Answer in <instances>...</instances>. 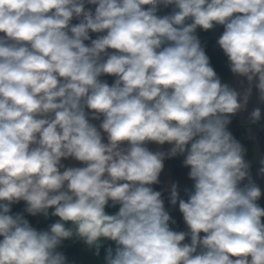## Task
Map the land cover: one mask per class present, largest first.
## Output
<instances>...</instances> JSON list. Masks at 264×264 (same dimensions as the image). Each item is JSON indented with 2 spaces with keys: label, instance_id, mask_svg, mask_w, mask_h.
<instances>
[{
  "label": "clouds",
  "instance_id": "clouds-1",
  "mask_svg": "<svg viewBox=\"0 0 264 264\" xmlns=\"http://www.w3.org/2000/svg\"><path fill=\"white\" fill-rule=\"evenodd\" d=\"M217 25L240 89L196 34ZM0 33V264H68L57 249L74 235L97 255L114 241L105 264H264L261 188L228 127L253 89L264 104V0H0ZM177 156L194 183L168 199L187 231L152 187ZM20 201L59 220L37 230L11 214Z\"/></svg>",
  "mask_w": 264,
  "mask_h": 264
},
{
  "label": "crops",
  "instance_id": "crops-1",
  "mask_svg": "<svg viewBox=\"0 0 264 264\" xmlns=\"http://www.w3.org/2000/svg\"><path fill=\"white\" fill-rule=\"evenodd\" d=\"M93 9L95 6L87 5ZM148 7V6H145ZM173 6L168 8H161L158 12V15H165L172 11ZM190 22V21H189ZM73 24L78 23L77 20L72 21ZM224 28L223 26L217 25L212 30L205 31L203 29H197L196 34L201 40V44L205 49L206 54L210 58V64L216 71L217 75L221 78L222 83H228L230 86L240 89L241 85L238 83V78L235 77L228 66V59L224 55L222 49H220L217 44V39L222 34ZM3 35V33H0ZM92 38H96L98 34L91 33ZM89 43V42H85ZM113 51V50H109ZM103 80H107L109 84L113 83L114 77L112 76H103ZM246 87V83L244 84ZM258 94L256 89H253L252 95L250 97L249 103L247 105V111L238 113L231 118V124L228 126L229 130L233 136L244 146L246 151L245 159L251 162V175L255 183L261 188L262 196L257 203L264 207V177L258 175V168L260 167L258 161L261 157H264V104H261L257 98ZM260 107L262 110V119L256 124H250L248 122V113L252 111L253 108ZM97 127H99L100 121H92ZM105 137V142H107L106 134H103ZM150 150H164L167 151L170 147L168 144L163 146H158L153 143L147 145ZM183 156H177L174 158L166 159L164 161V170L162 171L159 179L160 183L152 185L154 190L162 192V199L165 203V209L169 212L172 219L176 221V224H170V227L175 231H187V226L183 220V215L179 211L178 204L172 206L169 202V192L168 187L172 182L177 183L178 191L180 198L187 200V195L185 189H191L193 181L189 179L188 172L189 168L183 166ZM61 163L65 167H83L85 166L82 162L76 161L73 158L62 159ZM63 171V169H61ZM247 183V181L242 182ZM26 203L20 201L12 205L11 214L22 213L24 217L29 221L31 226L37 230H48L49 226L59 220V217L52 216L51 213L54 209H49V215L45 217L42 214L32 216L24 211ZM119 205L112 206V202L109 201V204L106 206L105 211L107 214H115L119 210ZM264 222V218H262ZM66 227L72 228L73 225L71 222L66 223ZM204 234L201 233V236ZM2 239V237H0ZM186 243H190V239L186 238ZM101 247L99 249V255L96 254L95 247L89 248L84 241L75 235L70 239H65L62 241V244L58 247L57 251L62 252L66 257L68 264H105V250L109 247L115 249L116 244L114 241H110L104 238H101Z\"/></svg>",
  "mask_w": 264,
  "mask_h": 264
}]
</instances>
